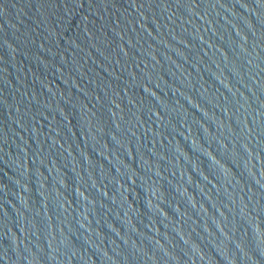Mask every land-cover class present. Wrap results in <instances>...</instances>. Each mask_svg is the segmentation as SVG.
Instances as JSON below:
<instances>
[{
	"label": "water",
	"instance_id": "95a60500",
	"mask_svg": "<svg viewBox=\"0 0 264 264\" xmlns=\"http://www.w3.org/2000/svg\"><path fill=\"white\" fill-rule=\"evenodd\" d=\"M0 264H264V0H0Z\"/></svg>",
	"mask_w": 264,
	"mask_h": 264
}]
</instances>
